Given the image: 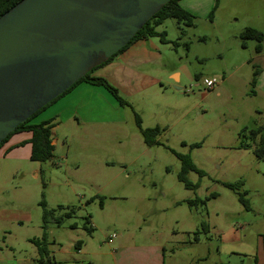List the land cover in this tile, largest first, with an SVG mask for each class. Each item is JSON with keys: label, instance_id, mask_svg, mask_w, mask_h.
<instances>
[{"label": "rangeland", "instance_id": "rangeland-1", "mask_svg": "<svg viewBox=\"0 0 264 264\" xmlns=\"http://www.w3.org/2000/svg\"><path fill=\"white\" fill-rule=\"evenodd\" d=\"M192 9V26L174 18L158 26L180 73L178 89L168 80L159 109L146 105L143 112V105L125 99L122 133L60 127L52 159L24 161L6 175L0 207L30 217L21 228L7 226L1 247L15 248L8 256L37 257L25 237L42 234L43 199L55 216L71 209L59 225L48 224V250L57 264H88L75 244L91 253L113 235L109 244H167L166 264H260L264 160L253 153L259 137L248 134L264 126V2L212 0ZM246 28L261 32L262 41L241 39ZM213 76L219 83L205 89L202 80ZM136 118L142 129L160 128L157 144L145 145ZM175 154L189 155L204 173H187L195 189L177 179ZM239 181L248 209L224 186ZM194 198L203 203L184 202ZM169 233L178 236L167 242Z\"/></svg>", "mask_w": 264, "mask_h": 264}, {"label": "water", "instance_id": "water-1", "mask_svg": "<svg viewBox=\"0 0 264 264\" xmlns=\"http://www.w3.org/2000/svg\"><path fill=\"white\" fill-rule=\"evenodd\" d=\"M170 0H20L0 15V143Z\"/></svg>", "mask_w": 264, "mask_h": 264}, {"label": "crops", "instance_id": "crops-1", "mask_svg": "<svg viewBox=\"0 0 264 264\" xmlns=\"http://www.w3.org/2000/svg\"><path fill=\"white\" fill-rule=\"evenodd\" d=\"M211 2L212 0H178L177 3L191 14L192 8L196 5L204 8L209 7ZM156 31L160 32L158 27ZM169 47V41L161 42L158 37L138 39L110 61L95 69L91 77L105 79L124 100H128L134 106L143 105V112L146 105L159 109L161 97L166 94L170 84L168 80L173 81V87L179 88L180 73L171 65ZM127 118L126 105H120L104 87L83 81L39 111L26 126L48 123L51 127V143L55 150L57 142L55 133L60 127L74 132L81 130L84 132L87 128L90 131L102 128L113 134L122 133L121 124L126 122ZM30 139L31 132L24 129L13 133L1 144L0 194L5 190L6 175L17 173L22 162L31 161ZM29 218L27 213H8V210L0 207V264H38L36 247L30 242L32 238L25 237V241L35 247L37 254L35 259L8 256V253H14L15 248L1 247L7 226L17 225L21 228L24 225L23 221ZM177 236L176 233H169L166 241L171 242ZM108 239L106 244L100 245L91 253L82 250L81 245L75 246L74 250L88 256L90 258L88 264H166L167 244H140L136 241L126 244L119 241L114 245V241L109 244L114 236ZM170 251L169 259L174 257V252ZM261 257L260 264H264V255Z\"/></svg>", "mask_w": 264, "mask_h": 264}, {"label": "trees", "instance_id": "trees-1", "mask_svg": "<svg viewBox=\"0 0 264 264\" xmlns=\"http://www.w3.org/2000/svg\"><path fill=\"white\" fill-rule=\"evenodd\" d=\"M18 1L20 0H0V15H2L5 11H7L9 8H11L13 5H15ZM178 0H170L167 4H165L153 17H151L145 25L134 35V37L127 43L126 46L121 48L117 53L112 55L106 62L103 64L107 63L110 61L112 58H114L117 54L121 53L124 49H126L130 44H132L134 41L141 39V38H148V37H158L161 42H166L165 40V34L164 32H157L156 27H158L165 19L167 18H174L178 21H184V23L187 26H192L193 25V15H191L189 12L186 10L182 9L178 5ZM216 4L218 0H215ZM216 6V5H215ZM213 14V11L210 13V16ZM241 39H254L257 42L262 41V33L257 31L256 29L253 28H246L241 34H240ZM256 51L260 52L261 47L259 45L256 46ZM103 64L93 68L91 71H89L83 78L79 79L76 83H74L71 87H69L64 93L56 97L54 100H52L49 104L54 102L56 99L64 95L66 92H68L74 85L80 82H88L94 85H100L104 87L107 91L110 92V94L116 99V101L120 105H127V102L118 94V91L111 86L105 79L102 78H94L91 77V73L97 69L98 67L102 66ZM257 75V71L254 72V78L252 79L251 83L252 86L254 87L255 84V76ZM49 104L45 105L42 107L40 110L35 112L33 115H31L25 122L20 124L12 133H10L1 143L0 146L3 142L6 141V139L12 135L13 133H16L21 130H27L31 132V139L29 141L31 150H30V160L34 162H40L44 163L48 160H50L53 156L54 152V146L51 143V133H50V125L48 123H40L36 125H28L26 126V123L34 116L36 115L39 111L44 109L46 106ZM137 127L139 129V132L143 138V141L146 146H151L154 144H157L156 137L160 133V128L158 126H155L153 128H146L142 129L140 127V123L138 121V118L135 119ZM249 137L251 139H255L257 136L258 138V143L256 146L253 148V153L255 156L259 159L264 160V126H261L255 130H251L249 132ZM199 146L198 144L193 145V147ZM176 157L178 158L180 162V171L177 174V179L184 185L186 189H195L197 186L192 185L188 179H187V173L188 172H195L199 175V177H202L204 173L196 168L194 163L192 162L191 158L187 154H175ZM240 185L241 182L237 183H226L224 186L233 191L236 196L237 200L239 203H241L246 209H248V202L245 199L244 195L245 192L240 191ZM213 196V195H212ZM215 196V195H214ZM185 203L189 205L190 207L197 204V203H203L202 200L198 198L190 199V200H185ZM40 207L42 208V224H41V230L42 234L40 238H32L30 242L36 247L37 253H38V259L37 263L38 264H57L54 260L51 259L50 257V252L48 250V224L50 222L55 223L56 225L60 224L62 221V217H70L71 214V209L68 208L66 212H64L61 215L55 216V210L53 209H48L46 206V203L43 199L40 200L39 202ZM100 205H102V202L100 201ZM58 210H62L63 207L59 206L57 208ZM73 213V211H72ZM202 227H205V224L202 225ZM80 245V242L76 243L75 246L77 247ZM262 250H263V255H264V236L262 237Z\"/></svg>", "mask_w": 264, "mask_h": 264}, {"label": "built area", "instance_id": "built-area-1", "mask_svg": "<svg viewBox=\"0 0 264 264\" xmlns=\"http://www.w3.org/2000/svg\"><path fill=\"white\" fill-rule=\"evenodd\" d=\"M219 81H220V80H219L218 77L213 76V77H211V78H204V79L202 80V83H203L205 89H207V90H211V89H213V87H214L217 83H219ZM113 236H114V235H113Z\"/></svg>", "mask_w": 264, "mask_h": 264}]
</instances>
